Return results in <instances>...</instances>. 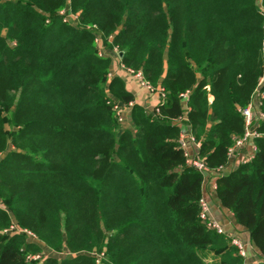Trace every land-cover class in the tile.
I'll return each instance as SVG.
<instances>
[{"label":"trees","instance_id":"1","mask_svg":"<svg viewBox=\"0 0 264 264\" xmlns=\"http://www.w3.org/2000/svg\"><path fill=\"white\" fill-rule=\"evenodd\" d=\"M94 32L166 93L153 113L134 105L131 128L113 106L133 96ZM263 47L264 0H0V264H245L201 220L180 135L190 126L208 172L227 167ZM257 131L254 157L216 183L264 264V119ZM12 217L37 239L5 235ZM43 246L67 256L33 260Z\"/></svg>","mask_w":264,"mask_h":264},{"label":"crops","instance_id":"2","mask_svg":"<svg viewBox=\"0 0 264 264\" xmlns=\"http://www.w3.org/2000/svg\"><path fill=\"white\" fill-rule=\"evenodd\" d=\"M98 53L102 54V57L109 58L111 61L110 65V79L118 78L126 86V90L133 96V106L140 105L146 109L149 113H153L158 106L161 104L160 91L163 90L162 87H154V91L143 87L136 76L130 74L128 69L122 64L120 57V52L113 49L106 48L102 42L98 45ZM184 109L187 110V99L183 100ZM184 121L187 118L183 119ZM180 123V122H178ZM183 132L180 135V141L184 140L187 144L186 151L188 154L187 164L193 167L194 161L200 159L199 147L191 141L192 131L190 126L183 124ZM253 149V142L248 144V146L241 151L240 155H235L229 161V164L223 170V176L229 175L231 172L235 171L236 165L240 161L241 155L245 154L247 151L251 152ZM216 177L219 175L217 173H207L203 175V187L202 196H204L208 202V215L209 218L218 222L226 231L228 237L231 239L237 238L242 240L246 244V249L248 255L245 258V264H260L263 262L262 257L259 254L258 249L253 245L250 239V235L247 231L242 230V228L237 224L236 218L233 213L224 209L220 205V201L217 195V183ZM0 208L4 209L2 202L0 201Z\"/></svg>","mask_w":264,"mask_h":264},{"label":"built area","instance_id":"3","mask_svg":"<svg viewBox=\"0 0 264 264\" xmlns=\"http://www.w3.org/2000/svg\"><path fill=\"white\" fill-rule=\"evenodd\" d=\"M62 16H66V12L62 11L61 12ZM70 20L75 21L76 18H72V16L70 17ZM65 21V19H64ZM95 28V27H94ZM98 45H99V39H97ZM115 50H117V48H115ZM118 51V50H117ZM100 57H102V54H99ZM128 71L130 72V74H133L134 76L137 77V79L140 81L141 85L143 87L148 88L151 91H154V87L149 84L148 82H146L143 78V75L141 72L135 73L133 70L128 69ZM264 84V77L261 78L258 87L256 89V94L254 96L253 101L249 104V106L243 110H240V112L242 113L243 117H244V121H245V132L244 135L237 139L235 141L234 146L230 149L228 157H229V161L234 158L235 155H240L247 146L248 144L253 142V149L251 152H246L245 154L241 155V157L239 158L240 161L239 163L236 165L237 167H235V170L241 165V164H245L247 162H249L255 154L256 151V146L254 141L261 137V134L258 133L257 131V125L259 123V121H262L264 119V113L261 112V104H262V99H263V93L261 92V88ZM160 97H161V104H164V101L166 99V93L163 90L160 91ZM188 94H184L183 98H187ZM133 107V103H130L128 106H125L124 104L120 103V102H116L113 106L114 112L116 114L117 120L119 122V124L122 126V130H124L126 127V129L131 128L132 126V122H131V109ZM191 141L194 142L199 148H200V143H198L195 138L193 136H191ZM181 147L184 148L185 150V155L186 157H188L187 151H186V142L184 140L180 141ZM193 168L195 170H197L199 173L205 175L207 173H211L208 172V169L204 163V161H202L201 159H198L196 161H194L193 163ZM224 168H221L219 171L215 172L217 173V175H219V177H223V170ZM217 189V188H216ZM200 207H201V213H200V218L203 221V223L207 226V228L209 230L215 231L217 234L219 235H224L227 236V233L225 231V229L216 221L212 220L209 218L208 215V211H209V207H208V202L206 200V198L204 196H202L201 200H200ZM26 234L31 240H36V236L27 231L24 230L22 228H20L18 226V224L13 223L8 229L4 230V234L7 236L12 237L13 235L16 234ZM232 245H234L239 252V255L242 256L244 259L247 257L248 255V251L246 249V244L237 238L232 239ZM33 260H39L41 259L40 256H34L32 257Z\"/></svg>","mask_w":264,"mask_h":264},{"label":"rangeland","instance_id":"4","mask_svg":"<svg viewBox=\"0 0 264 264\" xmlns=\"http://www.w3.org/2000/svg\"><path fill=\"white\" fill-rule=\"evenodd\" d=\"M65 12H66V16H63V18L65 19V22L71 23V25L80 27V24H79L80 18L78 16V14L74 13L72 11V9L66 10ZM71 16H72V18L73 17L76 18V20L75 21L70 20ZM94 33L97 35V39H99V42L103 43V39H102L101 34L99 32H94ZM263 49H264V47H263ZM10 150H12V146H9L8 151H10ZM13 223L17 224L16 220L12 217L11 225ZM90 255H92V257H95V259H97V264H99L100 261L102 262L103 259H105V254L104 253H101V254L92 253ZM38 256H40L41 258L49 257V258H55V259H63V258H65L67 256V254L65 252H55V251L49 249L48 247L43 246L42 247V251L38 254ZM208 263L211 264V262H209V261H208Z\"/></svg>","mask_w":264,"mask_h":264},{"label":"water","instance_id":"5","mask_svg":"<svg viewBox=\"0 0 264 264\" xmlns=\"http://www.w3.org/2000/svg\"><path fill=\"white\" fill-rule=\"evenodd\" d=\"M123 55H124V52H120V57H123Z\"/></svg>","mask_w":264,"mask_h":264}]
</instances>
